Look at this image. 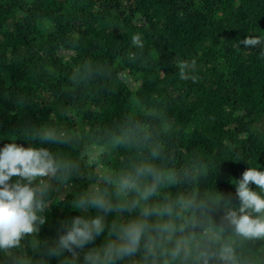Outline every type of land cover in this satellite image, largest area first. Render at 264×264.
Masks as SVG:
<instances>
[{"label": "trees", "instance_id": "trees-1", "mask_svg": "<svg viewBox=\"0 0 264 264\" xmlns=\"http://www.w3.org/2000/svg\"><path fill=\"white\" fill-rule=\"evenodd\" d=\"M247 35L264 41V0H0V146L54 129L59 142L33 146L74 166L63 182L44 178L46 222L14 255L61 264L43 246L80 215L72 202L113 193L102 177L139 164L163 176L153 204L212 194L237 204L231 181L264 167V43L245 48ZM177 210L176 223L197 221L178 234L194 245L264 264V238L236 236L213 202Z\"/></svg>", "mask_w": 264, "mask_h": 264}, {"label": "clouds", "instance_id": "clouds-1", "mask_svg": "<svg viewBox=\"0 0 264 264\" xmlns=\"http://www.w3.org/2000/svg\"><path fill=\"white\" fill-rule=\"evenodd\" d=\"M133 43L138 44L139 37H134ZM240 43L253 48L264 41L247 35ZM26 138L27 147L12 139L0 146V256L6 258L0 264H31L16 257L13 250L46 222L52 185L44 178L63 182L74 168L32 144L35 140L41 144L59 142L56 130L43 128ZM249 165L239 179L231 181L237 204L231 197L215 194L200 202L153 204L164 179L148 164L135 165L119 176H104L113 193L96 189L75 199L72 207L80 215L60 226L57 238L43 246L44 254L59 258L61 264H137L134 258L143 249L142 264H155L161 255L168 257L165 264H209L214 258L222 264H239L229 245L213 252L194 245L191 237L178 235L196 226V220H175L181 216L178 208L202 210L211 201L224 211V220L236 236L245 240L264 238V167Z\"/></svg>", "mask_w": 264, "mask_h": 264}]
</instances>
